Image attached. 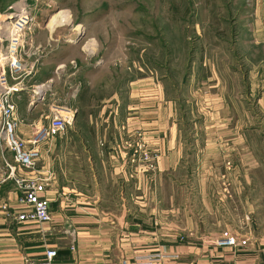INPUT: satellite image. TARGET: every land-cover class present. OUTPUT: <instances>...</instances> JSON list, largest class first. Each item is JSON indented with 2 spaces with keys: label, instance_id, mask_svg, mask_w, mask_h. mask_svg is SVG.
Returning a JSON list of instances; mask_svg holds the SVG:
<instances>
[{
  "label": "crops",
  "instance_id": "0c3cea01",
  "mask_svg": "<svg viewBox=\"0 0 264 264\" xmlns=\"http://www.w3.org/2000/svg\"><path fill=\"white\" fill-rule=\"evenodd\" d=\"M252 1L251 31L246 36L240 32L236 40L238 46L249 42L252 49L243 54L235 51L234 57L242 66L226 70L215 85L218 91L220 82L228 84L230 89L226 92L222 88L220 96L225 111L234 114L238 106H234L233 100L242 97L238 86L251 91L250 77L246 74L254 73L259 90L255 111L251 113L264 117V0ZM246 11L239 5L238 16L245 17ZM244 17L237 20L238 26ZM45 28L37 31L36 39L46 32L51 34ZM87 49H92L91 45ZM52 58L45 57L37 66L26 65L29 70L22 74L23 89L13 96L16 134L28 141L56 115L68 116L70 122L62 135L39 143V157L33 168L15 166L10 176L5 166L10 163L1 157L4 167L0 172V264H42L48 250L56 252L51 264H115L121 260L133 263L156 253L177 256L173 264L264 262V226L248 225L245 231L227 225L220 227L208 207H193L187 201L181 187L186 189L188 180L174 177L181 170L184 175L190 174L185 153L192 139L201 157L210 145L214 153L225 146L229 154L238 153L239 147L252 152L249 138L254 132L243 127L239 130L238 124L225 126L227 122L220 109L215 115L217 131H208L209 120L196 108V103L186 111H177V100L167 96L162 83L152 74L143 77L131 74L105 93V82L91 81L95 76L84 75V79L76 78L77 82L76 66L67 71L63 54L58 59ZM141 70L134 73L141 74ZM66 73L68 76L62 80L60 74ZM30 87L35 94L44 89L39 102L33 101L34 96L26 97L24 91ZM234 91L238 96H233ZM248 112L243 113L246 123L253 120ZM198 117L202 119L201 131L184 135L181 120L189 124ZM230 120L234 123L235 118ZM136 132L142 134L153 155V160L144 166L131 163L132 151L125 145L133 141ZM19 179L43 186L39 196L49 204V222L19 223L14 219L13 214L23 207L20 204L23 193L16 184ZM207 180L214 193L199 192L201 201L207 200L212 208L219 209L222 200L215 196L212 179ZM164 187H168L167 194ZM248 218L247 215L244 219ZM224 231L245 240L246 245L217 247L215 239Z\"/></svg>",
  "mask_w": 264,
  "mask_h": 264
},
{
  "label": "rangeland",
  "instance_id": "374dc122",
  "mask_svg": "<svg viewBox=\"0 0 264 264\" xmlns=\"http://www.w3.org/2000/svg\"><path fill=\"white\" fill-rule=\"evenodd\" d=\"M253 4L252 0H0V39H7L1 46L6 49L11 38L20 39L22 46L17 53L21 55L18 59L23 65L35 63L37 66L45 57L53 59L52 56H55L58 59L63 54L67 71H73L72 67L76 66L75 79H84V75L85 78L95 76L91 81L95 84L105 82V93L131 74L137 77L152 74L162 83L167 96L177 100V111H186L196 103V108L209 120L208 131H215L218 127L215 115L220 109L227 122L225 126L231 128L238 124L239 130L243 127L254 132V136L249 138L252 152L239 147L238 153L229 154L225 146L214 153L210 145L207 148L209 151L201 157L192 139V145L187 146L185 153L190 174L184 175L181 170L174 176L188 180V187L185 189L182 186L181 189L193 207H208L220 227L227 225L245 231L248 225L256 228L264 226V117L251 113L255 111L259 90V87L256 88L257 75L246 74L250 77L251 91L238 86L242 100H233L234 106L239 107L234 114L230 110L229 114L225 111L220 96L222 88L228 92V84L224 86L220 82L216 91L218 86L215 82L224 77L226 70L242 66L234 57L235 51L243 54L252 49L249 42L238 46L236 40L240 32L246 36L251 31L250 7ZM239 5L246 8L245 17L238 16ZM17 14L19 23L24 22L22 31H15L12 26L18 18ZM241 17L244 19L238 26L236 22ZM53 18L56 21L52 23ZM1 22H9V25H3L5 31ZM45 27L51 34L46 32L36 39L37 31H43ZM88 45L92 49L86 50ZM191 50L194 51L192 56ZM190 60V75L183 84L182 78L186 71L188 73ZM28 68L26 66V71ZM137 69H142L139 71L141 74L134 73ZM97 70L98 73H94ZM67 76V73L60 74L62 80ZM204 76V80H199ZM236 88L231 87L230 91ZM31 90L34 88H26V97L34 96L33 101L39 102L44 96V89L37 90L36 94ZM233 96H238L235 91ZM46 109L43 108L45 114L48 113ZM244 112L252 115L253 120L246 123ZM232 118L240 122L232 123ZM184 122L182 119L184 135L188 136V132L190 135V131L194 130L201 131V118L193 122L198 126ZM2 156L6 162L13 164L12 155L0 145V172L4 167ZM219 156L221 162L217 164ZM146 164L141 163L143 166ZM208 178L215 184V196L222 200L219 209L212 208L207 200L201 201V191L214 193L206 182ZM181 189L178 190L179 195ZM163 190L168 193V187ZM247 215L248 220L244 219Z\"/></svg>",
  "mask_w": 264,
  "mask_h": 264
},
{
  "label": "built area",
  "instance_id": "2783aa9c",
  "mask_svg": "<svg viewBox=\"0 0 264 264\" xmlns=\"http://www.w3.org/2000/svg\"><path fill=\"white\" fill-rule=\"evenodd\" d=\"M23 23H19L18 17L12 25L13 29L15 31H22L24 27ZM6 24L9 25V22H1L2 29H4L3 25ZM6 41L7 39L5 38L4 40L0 39V145L12 155L13 164L8 165L5 163V166L9 170V175L13 176L15 166L24 169L33 168L39 157L37 149L39 143L62 135L66 131L70 120L68 116L61 117L60 115H56L53 116L46 126L37 129L28 141H24L17 136L16 106L13 102V96L23 89L22 79H19L20 75L26 70V65H23L18 59L21 57L17 53V49L22 46L21 40L11 38L8 41L9 47L4 49V46H1V44ZM30 69H32V66ZM125 145L132 151V164L149 163L153 160L152 153L146 148L140 132H136L133 135V141H127ZM16 184L20 186L23 193L20 199V204L23 207L13 214L14 219L19 223L41 224L49 222L51 220L49 204L39 196L43 186L36 181H24L22 179L16 180ZM3 209H6V207H3ZM214 244L220 248H237L238 246H245L246 241H240L230 232L224 231L215 239ZM55 255L56 252L53 250L46 251L45 260L42 264H51ZM176 258V256L156 253L135 259L133 263L121 260L115 264H173Z\"/></svg>",
  "mask_w": 264,
  "mask_h": 264
},
{
  "label": "trees",
  "instance_id": "16d2710c",
  "mask_svg": "<svg viewBox=\"0 0 264 264\" xmlns=\"http://www.w3.org/2000/svg\"><path fill=\"white\" fill-rule=\"evenodd\" d=\"M192 53H194V51H190V56H192ZM191 64H192V61L190 60L189 61V65L187 67V70H188V73L186 71V73L184 74L183 78H182V83L185 84L187 81H188V75H190V71H189V68L191 67ZM174 99V98H173Z\"/></svg>",
  "mask_w": 264,
  "mask_h": 264
},
{
  "label": "bare ground",
  "instance_id": "6f19581e",
  "mask_svg": "<svg viewBox=\"0 0 264 264\" xmlns=\"http://www.w3.org/2000/svg\"><path fill=\"white\" fill-rule=\"evenodd\" d=\"M57 18H58V17H57ZM63 18H64V17H63ZM54 20L56 21V19H54V18H53V20H52L51 22L53 23V22H54ZM64 20H65V19H63V20L61 21V23H63V22H64ZM78 28L80 29V27H78Z\"/></svg>",
  "mask_w": 264,
  "mask_h": 264
}]
</instances>
